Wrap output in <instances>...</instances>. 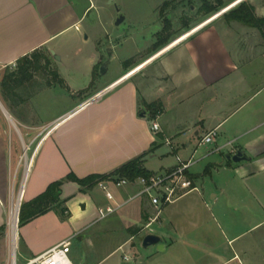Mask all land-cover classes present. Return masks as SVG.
<instances>
[{
	"label": "crops",
	"instance_id": "1",
	"mask_svg": "<svg viewBox=\"0 0 264 264\" xmlns=\"http://www.w3.org/2000/svg\"><path fill=\"white\" fill-rule=\"evenodd\" d=\"M249 1L264 17V0ZM118 16L107 0H0V228L11 183H21L19 200L26 202L69 173L108 174L147 152L143 166L156 153L174 156L162 171L192 158L196 189L157 215L146 196H136V182L109 184L114 200H108L98 184L84 191L65 181L60 198L67 218L51 210L18 227L21 264L65 240L69 253L77 246L76 264H264L263 237L253 250L243 240L264 218L249 228L213 222V211L264 213V31L215 18L170 32L154 51L163 27L152 41L134 45L133 25L124 33L108 29ZM127 42L134 46L122 55ZM41 51L54 59L45 67L56 85L33 73L3 87L17 60ZM151 103L159 107L155 117L145 107ZM212 130L213 140L199 145ZM22 141L31 149L25 173ZM237 152L244 159L234 162ZM115 204L122 206L103 217ZM143 230L160 242L143 247Z\"/></svg>",
	"mask_w": 264,
	"mask_h": 264
},
{
	"label": "rangeland",
	"instance_id": "2",
	"mask_svg": "<svg viewBox=\"0 0 264 264\" xmlns=\"http://www.w3.org/2000/svg\"><path fill=\"white\" fill-rule=\"evenodd\" d=\"M110 2V8L114 10V12H117L118 15H123L125 17V20L120 23L119 25H115V22L117 18L112 22V24L108 25V29L111 31H116L115 33H124L126 31H129L130 25H133L132 37L133 42H127L124 43L122 48V55L126 54L127 52L131 51L133 46L136 44H144L143 40L152 41L150 39H153V35L157 34L163 27L165 20H168L171 24L170 32H176L180 31L181 29H185V27H194L198 23L208 20L212 16H214L217 12L221 11L223 8L229 5L230 2L233 3L231 8H234L237 6L240 2H236L238 0H222L223 5H217V3L214 0H107ZM211 2L213 5L216 6V8L213 11H210L208 13L205 12L204 9H202L203 3ZM236 3H234V2ZM246 2H249V0H244ZM257 2L258 0H252ZM167 2V5L162 7L163 4ZM225 3V4H224ZM231 4V3H230ZM251 4V3H250ZM230 8V9H231ZM229 9V10H230ZM158 13V14H157ZM225 13V12H224ZM222 13L221 15L217 16L218 21H224V16ZM92 14V13H91ZM162 18L161 20L159 17ZM91 16V15H90ZM243 25V24H242ZM245 26V25H243ZM221 27V26H220ZM219 27V28H220ZM248 27V26H247ZM223 28L221 27V30ZM172 30V31H171ZM171 33V34H172ZM171 39V38H170ZM169 39V41H170ZM168 43V42H167ZM134 44V45H133ZM56 59V58H55ZM30 60L36 61L39 66V70L34 72V76H36L39 80V82L44 83V80L52 81L55 85L57 83V78L52 75V68L47 69L48 67H45V63H53L54 59L47 53V52H37L35 56H31ZM117 66V61L114 60L110 64V70L107 75V77L111 76ZM46 68V69H45ZM60 100V99H59ZM56 101H58L56 99ZM60 105L58 103L53 105L54 111L59 107ZM25 140L27 141L28 138L25 137ZM22 150H21V159L25 160V154L30 155L31 149L28 146V143L24 144L22 141ZM146 162L144 163V167L151 171V172H160L164 168L170 166L174 163L175 159L172 154L169 155H161L159 153H156L153 157H147ZM22 172L25 173V166L23 165L21 167ZM11 185L9 188V194L11 198ZM21 183H17L15 185L16 192L15 197L17 196L18 189L20 187ZM23 185V184H22ZM23 187V186H22ZM119 188V187H118ZM85 190H88V188H85ZM186 199V198H185ZM184 199V200H185ZM9 201V200H8ZM11 202V200H10ZM19 202V197H18ZM17 200L13 208L9 209V203H6V222H5V230L3 232L2 237V243H0V264H11V252H12V244H11V213L13 210L16 212V205ZM24 202V201H22ZM138 203V199L130 202L125 207L135 206ZM22 204V203H21ZM13 208V210H12ZM18 208V206H17ZM12 210V211H11ZM213 216L215 217V220L213 222L218 223H231L236 224L238 226L245 225L246 228H249V226L257 219H263L264 213L261 214H240V212L237 211H230L227 214L221 216L213 211ZM18 219V221H17ZM212 222V221H211ZM19 227V215L15 217V231H14V244L16 242V254L14 255V264H21L22 261L20 257L17 255V248H18V231ZM147 231V230H146ZM146 231L143 230L141 236V242L143 238L147 235ZM236 233L234 231H227V234H233ZM17 236V237H16ZM264 239V224L263 227L259 229H253L246 233V236L243 240H245V243H248V247L253 250L255 247V243L259 244L261 239ZM139 238V239H140ZM17 239V241H16ZM139 243V242H138ZM140 244V243H139ZM4 246V247H3ZM3 247V248H2ZM142 248V247H141ZM2 249V251H1ZM77 251V246L73 245L72 252L69 253V257H72L73 252ZM252 258V257H251ZM247 264H263V263H257V262H249Z\"/></svg>",
	"mask_w": 264,
	"mask_h": 264
},
{
	"label": "trees",
	"instance_id": "3",
	"mask_svg": "<svg viewBox=\"0 0 264 264\" xmlns=\"http://www.w3.org/2000/svg\"><path fill=\"white\" fill-rule=\"evenodd\" d=\"M214 1L217 5H223L222 0ZM166 5L167 2H165L162 7ZM215 8V5L207 1H205L202 5V9H204L206 13L213 11ZM223 16L226 21H237L245 26L257 28L261 32L264 31V17L257 16L255 14L254 7L249 2H240L237 6L225 12ZM170 27V22L165 20L163 29L160 33H158L152 50L155 51L167 44L171 35ZM35 55L36 52L31 56ZM36 63V61L30 60L27 56L17 60V68L15 71L9 72L4 76L2 80L3 87L20 85L24 81L30 79L33 76V73L39 70V66ZM45 64H48V62ZM145 107L151 112L152 117H155L159 111V107L155 103L145 104ZM150 152H152V149L149 153ZM146 154H148V152L129 160L108 174H91L86 177L79 178L73 173H69L64 179L49 183L46 189L36 197L29 201L22 202L19 209V226L51 210H55L62 218H67L69 216V210L64 205V201L60 198L61 186L65 181L75 182L82 187V190H84L85 188L90 189L100 181L104 180L116 181L125 178L134 181L140 176H149L152 172L143 166V157ZM4 230L5 226L3 225L0 228V231Z\"/></svg>",
	"mask_w": 264,
	"mask_h": 264
},
{
	"label": "built area",
	"instance_id": "4",
	"mask_svg": "<svg viewBox=\"0 0 264 264\" xmlns=\"http://www.w3.org/2000/svg\"><path fill=\"white\" fill-rule=\"evenodd\" d=\"M131 73V72H130ZM111 87V86H110ZM108 87V88H110ZM103 90V92H99L95 94L90 99L84 101L80 104L83 106L89 103L91 100L100 97L101 93H104L108 90ZM150 129L153 133H156L160 127L156 120H151ZM215 136V131L212 130L205 134L200 140L199 145L203 143H208L213 140ZM25 156V167L29 159L27 158V154ZM192 164V158L188 159L186 162H179L172 168L156 173H152L149 176H140L136 178L134 181L128 179H119L116 181L104 180L98 183V186L104 191L105 197L108 200H114L113 194L109 190V184H113L116 187L125 186L136 182L139 185V190L137 191L136 196H146L151 204L157 209V215L161 208L174 203L182 196L186 195L190 191L196 189L194 185V180L188 172L189 167ZM21 185L18 189L17 196L15 197V183L11 185V202L9 204V209L11 206L15 205L16 200L18 202V197L20 193ZM22 193V192H21ZM22 203V198L18 202L17 215H19L20 205ZM122 204L109 205L105 208L104 216H108L115 212L118 208H120ZM157 218V216L153 219V221ZM18 221V219H17ZM70 240H65L56 246L49 249L47 252L31 258L24 264H76L70 257Z\"/></svg>",
	"mask_w": 264,
	"mask_h": 264
},
{
	"label": "water",
	"instance_id": "5",
	"mask_svg": "<svg viewBox=\"0 0 264 264\" xmlns=\"http://www.w3.org/2000/svg\"><path fill=\"white\" fill-rule=\"evenodd\" d=\"M124 20V16L123 15H119L115 24L116 25H119L120 23H122ZM110 57V55H109ZM56 59H58V56L56 55L55 56ZM108 61V60H107ZM105 69V64L102 65V68H101V71L103 72ZM230 157V156H229ZM231 159L234 161V162H239L240 160L244 159V156L242 155V152H237L235 153ZM160 242V238L156 235H153V234H148L146 235L144 238H143V241H142V246L143 247H147L149 245H155V244H158Z\"/></svg>",
	"mask_w": 264,
	"mask_h": 264
},
{
	"label": "bare ground",
	"instance_id": "6",
	"mask_svg": "<svg viewBox=\"0 0 264 264\" xmlns=\"http://www.w3.org/2000/svg\"><path fill=\"white\" fill-rule=\"evenodd\" d=\"M241 0H238L236 2H240ZM234 2V3H236ZM233 5V3L227 5L225 8H223L221 11L217 12L214 16H212L211 18H209L208 20L205 21V23L207 22H210L212 20H214L215 18H217V16L221 15L222 13L224 12H227L231 6ZM17 206H18V203L16 205V212H17ZM14 208V206H13ZM12 208V210H13ZM11 210V211H12ZM16 212L13 210V212H10L12 215H11V223H10V227H11V244H12V252H11V264H14V231H15V217H16Z\"/></svg>",
	"mask_w": 264,
	"mask_h": 264
}]
</instances>
